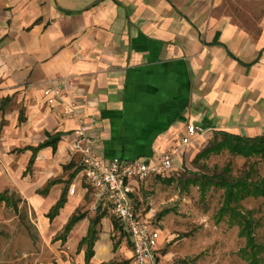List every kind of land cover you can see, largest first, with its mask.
<instances>
[{"label":"crops","instance_id":"1","mask_svg":"<svg viewBox=\"0 0 264 264\" xmlns=\"http://www.w3.org/2000/svg\"><path fill=\"white\" fill-rule=\"evenodd\" d=\"M234 3L0 0V194L19 195L48 240L51 260L35 264H108L119 255L114 231L132 259L102 216L91 256L79 248L96 216L73 149L80 128L99 161L147 165L190 125L203 133L184 157L215 133L264 136V0ZM51 88L59 96L44 94ZM129 187L135 204L138 182ZM138 214L157 230L158 259L162 231Z\"/></svg>","mask_w":264,"mask_h":264},{"label":"rangeland","instance_id":"2","mask_svg":"<svg viewBox=\"0 0 264 264\" xmlns=\"http://www.w3.org/2000/svg\"><path fill=\"white\" fill-rule=\"evenodd\" d=\"M229 1L239 4L243 0ZM251 17L255 21L256 16H245L253 21ZM220 139L221 135L215 133L202 144H195V149L183 158L184 165L169 177H149L138 182L136 209L152 217L164 239L158 264H249L243 255L248 247L245 238L240 236L241 228L228 213L219 216L223 190L207 184L206 180L225 171V175L238 178L250 167L254 170L253 181L264 179V160L244 159L227 150L201 155ZM201 184H205L203 188ZM7 195L13 204L0 207V264L50 261L48 240L39 239L30 208L15 192ZM236 209L251 223L253 240L259 249L258 264H264V200L248 197L241 200ZM163 211L168 214L159 218ZM91 212L111 221L107 213ZM110 239L112 245L119 248V255L111 262L133 264L116 231L111 233Z\"/></svg>","mask_w":264,"mask_h":264},{"label":"built area","instance_id":"3","mask_svg":"<svg viewBox=\"0 0 264 264\" xmlns=\"http://www.w3.org/2000/svg\"><path fill=\"white\" fill-rule=\"evenodd\" d=\"M51 92L59 96L55 88L46 90L44 94L47 96ZM186 133L187 136L178 146L162 153L154 164L147 165L140 160L119 159L103 163L94 153L84 128L76 132L73 149L80 154L79 168L91 190L93 211L107 213L118 225L130 246L133 264H158L157 230L139 216L130 198L132 189L129 182H142L149 177H166L172 169L173 160L183 158L184 149L192 145L197 134L202 135L203 132L190 125ZM69 193H73L71 188Z\"/></svg>","mask_w":264,"mask_h":264},{"label":"trees","instance_id":"4","mask_svg":"<svg viewBox=\"0 0 264 264\" xmlns=\"http://www.w3.org/2000/svg\"><path fill=\"white\" fill-rule=\"evenodd\" d=\"M221 135V139L214 142L209 148L205 149L201 155L207 156L210 153H219L222 150H227L230 154L240 156L244 159L259 158L264 160V136L247 138L240 137L228 133H216ZM253 168L244 173L243 176L238 178H231L225 173L213 175L209 177L207 184H213L223 190V202L219 210V216L225 213L229 214V217L235 221L238 227L241 228L240 236L245 238L246 247L248 252H243L245 259L249 261V264H258L257 251L258 247L255 245L253 235L251 233V223L246 217L238 212L236 209L238 203L248 197H259L264 200V179L253 181L251 175ZM205 184H201L202 188ZM4 202L6 205H11V199L7 193L0 194V203ZM16 207V205L14 204ZM168 214V211H163L159 218ZM83 216L73 217L63 232V239L71 230V228L80 220ZM101 219V216L96 215L91 222L87 236L83 238L79 243V248L87 245V259L91 256V248L95 239V225ZM64 241V240H63Z\"/></svg>","mask_w":264,"mask_h":264}]
</instances>
